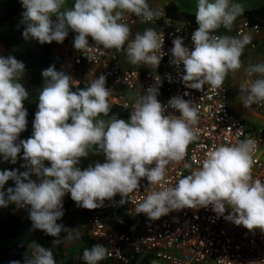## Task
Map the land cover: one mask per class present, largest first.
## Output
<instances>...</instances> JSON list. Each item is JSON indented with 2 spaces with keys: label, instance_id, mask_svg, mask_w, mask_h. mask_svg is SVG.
Masks as SVG:
<instances>
[{
  "label": "clouds",
  "instance_id": "1",
  "mask_svg": "<svg viewBox=\"0 0 264 264\" xmlns=\"http://www.w3.org/2000/svg\"><path fill=\"white\" fill-rule=\"evenodd\" d=\"M20 3L24 9L20 23L25 40L61 44L71 31L76 33L73 48L90 61L88 54L94 46L119 50L126 41L125 52L134 65L143 63L157 69L164 56V37L153 28L137 32L129 40L130 28L122 22L125 13L140 16L145 22L158 18L159 11H153L147 0H74L72 7L63 11L65 0ZM243 12L242 5L232 0H197L198 27L191 35L194 48L190 51L185 47L182 37L172 41L170 63L182 66L181 80L186 88L202 90L207 85L219 89L229 71L241 68L240 57L252 37L214 33L221 26L230 31ZM245 72L256 77L247 86H240L243 106L248 108L264 101V62L249 65ZM24 73V62L12 55H0V159L15 164L19 156L25 161L21 167L28 169L19 173L17 169L0 171V208L9 204L26 208L34 230L57 238L68 230L57 223L64 215L66 194L77 207L88 210L102 207L105 200L112 201L117 194L121 196L119 205H123L127 202L124 198L139 189L141 178H146L150 190L136 201L137 215L144 214L155 221L172 211L211 206L218 217L237 226L264 231V181L252 179L251 154L256 142L251 139L209 150L198 168L182 176L175 186H169L166 166L183 161L187 146L198 137V108L183 96L170 97L167 105H162L158 100L163 84L160 75L153 76L146 95L131 105L128 120L113 116L105 121L98 117L107 116L111 110L108 98L112 90L106 87V77L101 74L86 88L73 91L74 80L50 65L41 73L45 83L39 94L32 135L19 139L28 123L23 104L28 92L19 82ZM166 107L178 111L179 116L164 115ZM90 146H95L91 152H102L105 161L81 170L80 159L89 155ZM45 161L50 166H45ZM184 167L190 169L191 165L185 163ZM32 174L36 180L30 178ZM9 180L15 186L5 191ZM226 207L231 210L228 215ZM106 255L107 249L96 244L84 250L83 260L98 264ZM24 264L56 261L50 249L34 245Z\"/></svg>",
  "mask_w": 264,
  "mask_h": 264
},
{
  "label": "built area",
  "instance_id": "2",
  "mask_svg": "<svg viewBox=\"0 0 264 264\" xmlns=\"http://www.w3.org/2000/svg\"><path fill=\"white\" fill-rule=\"evenodd\" d=\"M129 21V18L124 17L122 22L128 24ZM131 23L135 24V21L132 20ZM149 23L136 32H133L128 24L131 30L129 40L133 39L137 32L143 33L146 28H153L161 38L164 37L161 49L164 56L157 69L143 63H130L125 52L127 41L119 50L104 49L102 46L95 47L91 37H88L89 44L94 46V50L88 54L92 57L91 61L84 53L73 48L74 38L68 39L62 50L53 54L52 61L60 71L74 80L71 84L73 87L86 88L92 80L103 74L106 77V87L112 90L108 98L110 106H119L130 112L131 105L146 95V88L153 84L155 74L160 75L163 81L158 96L162 105H167L169 98L173 96H183L184 99L194 102V106L198 108V120L195 125V128L199 129L198 137L187 146L183 161L171 162L166 166L165 178L169 181V186H175L182 176L198 168L209 150L221 144H236L246 138L256 142L251 154L252 179L264 181L263 104H254L261 114V120L248 124L230 109L229 91L225 80L219 89H212L207 85L202 90L186 88L181 80L184 74L182 66L177 67L170 63L173 59L172 41L176 37H182L184 46L191 51L194 48L191 35L198 25L196 22L166 19L165 14L160 20H152ZM214 34H248L252 37L249 48H254V38L263 37L264 29L251 28L243 13L233 22L230 31L221 26ZM157 55L160 53L157 52ZM250 80L252 76L247 77V83ZM185 92L188 93L187 96H184ZM169 114L179 116L178 111L166 107L164 115ZM185 163L190 164L191 168L186 169ZM31 178L37 179L35 174H32ZM149 190V182L146 178H141L139 189L124 198L127 202L112 207L114 213L123 209L135 222L130 232L116 230L103 222L100 212H93L88 223L82 227L84 236L107 249V259L128 263L129 259L124 254L128 248L138 254H151V259L145 264H264V231L237 226L225 220L223 216L218 217L211 206L199 210L185 208L172 211L155 221L149 220L144 214H135L136 201L146 196ZM117 195L120 201L121 196ZM66 196L70 194H66L64 198ZM230 211L226 207L225 215ZM31 255L32 253L29 254L30 257Z\"/></svg>",
  "mask_w": 264,
  "mask_h": 264
},
{
  "label": "trees",
  "instance_id": "3",
  "mask_svg": "<svg viewBox=\"0 0 264 264\" xmlns=\"http://www.w3.org/2000/svg\"><path fill=\"white\" fill-rule=\"evenodd\" d=\"M23 11L24 9L19 0H0V25H9L8 35L0 36V42L3 44L6 52L14 49L17 50L20 54L14 57L25 64V73L19 82L28 92V99L23 101L28 113L26 117L28 123L26 130L20 134L19 139H25L33 132L32 122L37 111L39 94L45 83L41 75L42 71L50 65H54L55 69L60 71L52 61L53 48L58 43L53 41L51 43L40 44L36 40H25L23 38V25L20 23L21 19H18L21 18ZM244 16L251 28L259 27L264 29V5L245 11ZM132 17L139 18L140 16L132 14ZM165 18L195 22L194 13L181 11L174 3H170L165 7ZM75 35L76 33L69 31L68 36L61 44L66 43L68 39L74 38ZM4 57H7V55ZM71 89L76 91L82 89V87H73L71 85ZM110 109L107 116H101L105 118L116 116L118 119H129L130 111L119 106H110ZM20 155H22V151ZM14 186L15 184L13 183L9 187ZM9 187L4 186V190L6 191ZM118 202L119 196L116 195L112 201L105 200L102 207L88 210L77 207L70 196H66L63 198L64 215L57 223L63 224L68 229L67 231L76 230L88 223L93 212H100L103 222L116 230L128 233L135 226V222L127 216L123 209H119L117 213L112 211V207L117 205ZM12 205L9 204L6 208H0V264H9L10 261H20V264H24L25 258H30L28 249L33 243L50 249L56 264H86L83 260V252L85 249H91L92 246L98 244L96 241L84 235L79 237L81 250L77 254L66 258L63 256L61 249H54V240H64L65 231H62L59 237L55 238L46 235L41 230H34L29 217L15 215L12 212ZM7 241H11V244H8ZM124 254L129 259L128 263L115 262L105 257L98 264H145L152 257L149 253L138 254L128 248L125 249Z\"/></svg>",
  "mask_w": 264,
  "mask_h": 264
},
{
  "label": "rangeland",
  "instance_id": "4",
  "mask_svg": "<svg viewBox=\"0 0 264 264\" xmlns=\"http://www.w3.org/2000/svg\"><path fill=\"white\" fill-rule=\"evenodd\" d=\"M149 7L153 11H159L160 15L158 18H154L153 20H160L164 14H165V7L170 4L174 3L176 4L181 11L194 13L196 11L197 7V0H147ZM233 3H239L242 5L244 12L250 9H254L256 7L264 5V0H232ZM74 3V0H65V4L62 7V11L66 9H70ZM243 12V13H244ZM124 17L129 18V26L133 32L138 31L139 29L143 28L144 26H148L150 23L143 21L142 17L139 18H132V13H125ZM21 19V18H18ZM135 21V24H132L131 21ZM236 26H238V22L236 21ZM9 31V25L1 24L0 25V36H7ZM263 37L257 36L254 38L253 44H255L254 48H249L250 45H247L244 48V52L240 58L241 61V68L235 71H229L228 74L225 77V84L229 91V106L230 109L233 110L238 116H240L245 122L248 124H254L261 120V114L260 112L255 108V105H251L248 108H245L243 106L242 100H241V93L240 86L245 85L247 86V77L248 75L245 72V69L249 65L257 64L260 62H264V34H262ZM20 53L17 52V50H12L10 52H6L3 44L0 42V55H19ZM255 75L252 76V79H255ZM44 86V85H43ZM131 97H133L131 95ZM260 103L264 106V101H261ZM100 119H103L105 121H108L111 118H105L103 116L98 117ZM128 120V119H124ZM71 122L70 120L68 121ZM32 135H28L26 137L29 138ZM95 146H90V153L87 157H83L80 159V163L78 167L81 168V170L87 168L89 165H95L96 163H103L105 161V157L102 152L95 153L91 152ZM25 161L17 159V163L11 164L7 161H3L0 159V171L8 169H17L19 172L27 171L28 169L25 167H21L22 164H24ZM45 165H50L48 161H45ZM14 181L9 180L6 182L5 186L9 187L12 185ZM15 212H18L22 214L25 217H29L28 210L20 211L18 208H13ZM78 234V236H77ZM84 235L83 228H78L76 230L72 231H66L64 235V240H59V243L55 242V250L61 249L63 256L66 258H69L72 255L77 254L81 250V244L79 241V237ZM8 244H11V241H7ZM32 249H28L29 254L33 252L30 251ZM64 262V261H63Z\"/></svg>",
  "mask_w": 264,
  "mask_h": 264
},
{
  "label": "crops",
  "instance_id": "5",
  "mask_svg": "<svg viewBox=\"0 0 264 264\" xmlns=\"http://www.w3.org/2000/svg\"><path fill=\"white\" fill-rule=\"evenodd\" d=\"M19 1H20V0H19ZM63 47H64V44H57V45H55V47L53 48V54H55V53L61 51ZM29 135H30V134H29ZM25 139H26V138H25ZM13 208H18L15 204L12 205V212H13L15 215L23 216L22 214L19 213V211H18V212H15V211L13 210ZM34 245H37V244H36V243H33V244L30 246L29 249H32V250H33V249H34ZM32 250H30V251H32Z\"/></svg>",
  "mask_w": 264,
  "mask_h": 264
}]
</instances>
